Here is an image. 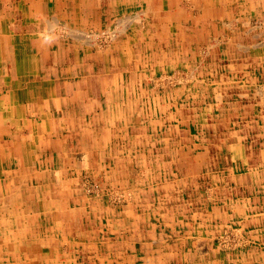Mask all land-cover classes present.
<instances>
[{"label":"rangeland","instance_id":"374dc122","mask_svg":"<svg viewBox=\"0 0 264 264\" xmlns=\"http://www.w3.org/2000/svg\"><path fill=\"white\" fill-rule=\"evenodd\" d=\"M206 1L184 4L185 13L196 19L192 29L180 32L181 45L174 21L166 23L169 50H175L170 55L181 57L177 63L161 61L155 48L164 44L159 41L165 29L158 20L162 11L126 14L122 22L105 20L98 29H73L89 53L108 51L110 59L123 61L125 67L133 59L135 74L117 72V64L109 61L103 96L93 83L87 98L81 94L80 100L67 101V112L89 104L86 124L79 117H66L65 123L60 115L38 119L31 152H24L26 164H9L8 180L0 189L8 191L0 194V264H15L7 251L31 264L68 263L62 256L51 259L41 243L6 245L8 231L15 240L23 239L18 223L32 227L22 219L33 213L10 201L17 189L25 192L34 184L30 176L29 183L19 179L28 171L41 174L43 186L68 189L86 207L84 234L90 240L80 246L72 264H241L255 254L256 245L245 243L241 213L228 212V205L240 198L239 188L253 190L264 173V5L210 0L215 15L205 18ZM66 29L62 31L69 34ZM131 35L132 48L124 54L116 50L114 58V47L127 44ZM141 36L152 37L156 46L140 44ZM91 64L99 67L97 60ZM53 119L54 124L49 122ZM32 153L36 159L27 164ZM72 221L83 224L79 217ZM41 231L31 235L45 240L50 231ZM64 246L54 245L59 252ZM49 258L54 262L48 263Z\"/></svg>","mask_w":264,"mask_h":264},{"label":"crops","instance_id":"0c3cea01","mask_svg":"<svg viewBox=\"0 0 264 264\" xmlns=\"http://www.w3.org/2000/svg\"><path fill=\"white\" fill-rule=\"evenodd\" d=\"M190 2L195 4L197 0H0V189H3V185L6 183L7 175L5 174L10 172V165H20L19 163L22 162L26 164L24 152L25 150L27 153L31 152L28 149H32V142L35 141V130H37L39 118L60 115L64 117L66 123V117L70 121L71 117L74 119L79 117V120L86 124L84 121L89 114V104H85L83 109L80 110L79 108V111L74 112L68 108L67 112L64 107L67 101L70 102L72 98L77 100L78 96H80L78 99L80 100L81 94L86 95L87 98L93 83L98 85L96 90H99V94L103 96L106 91L104 85L108 82L105 78L106 70L104 67L111 63L117 64V66L114 65L117 67L115 69L117 72L135 74V69L132 66L135 64L133 59H129L126 62L128 67H125L123 61L119 64L115 58L116 50L118 53L124 54L126 49L129 51L132 48L134 42L131 39L133 38L132 35L128 36L130 40L127 39V44L122 41L121 45L118 42L113 49L115 59H110L111 55L108 51L105 54L103 50L97 54L89 53V49L75 38L72 33L73 29H98L104 26L105 20L113 22L123 19L126 14L127 16H132L133 13L137 12L161 14L162 11L164 14H161L162 17H159L158 20L163 23L165 29L162 28V31L159 32V41L162 40L164 44L155 48H159L158 56L161 61L172 59L177 63L181 57L176 61L172 58L173 55H170V52L175 50H169L168 45L172 40L168 29H166V23L174 21L171 26L176 30L175 36L178 44L181 39L180 32L183 28L192 29L194 23L190 24L189 21L193 20L194 22L196 19L184 11V4ZM252 2L258 6L264 5V0L223 1L229 6L233 3H245L250 6ZM146 4H148L147 8ZM206 4L208 11H211L210 14L215 15V10L213 11L209 5L210 0ZM212 5H214L213 2ZM200 19L197 18V21ZM63 26L64 28H62ZM63 29L69 30L70 33L66 34L62 31ZM67 35L71 37H67ZM139 38L140 44L147 42L151 48L156 46L152 37L150 39L143 36ZM94 60L99 61L98 68L97 65L91 64ZM167 69L165 68V70ZM88 72L91 73L88 74ZM94 72L96 74L95 80H91L90 77ZM82 84L86 86H82ZM104 112L103 110L102 115ZM49 122L56 123L55 119ZM12 127L15 129V133H12ZM70 134L67 135L71 136ZM30 140H32L31 143ZM21 153L23 154L22 159H20ZM34 155L36 154L32 153L30 157L27 156L29 159L27 164L36 159ZM27 170L22 173L24 174ZM14 172L17 173V170L13 169L12 173ZM28 172L23 177L35 173ZM263 175L264 173H262V177L256 179L257 184L253 190L246 187L242 190L236 189L240 198L231 200L228 205L230 208L228 212L241 213L239 224L246 240L245 243L256 245L255 254L247 255L244 261L242 259L241 264H264ZM23 177H19V179ZM7 193V190L0 192L2 195Z\"/></svg>","mask_w":264,"mask_h":264},{"label":"bare ground","instance_id":"6f19581e","mask_svg":"<svg viewBox=\"0 0 264 264\" xmlns=\"http://www.w3.org/2000/svg\"><path fill=\"white\" fill-rule=\"evenodd\" d=\"M80 1V0H79ZM117 1V0H116ZM185 1V0H184ZM206 1V0H205ZM244 1V0H243ZM250 1V0H249ZM78 2V1H77ZM120 2V1H119ZM207 2V1H206ZM165 3V2H164ZM208 3V2H207ZM7 4V3H6ZM196 5H201L197 3ZM50 7V6H48ZM20 8V7H19ZM124 9V8H123ZM231 9V7H230ZM246 9V8H245ZM197 10V9H196ZM79 11V10H78ZM122 11V10H121ZM120 11V12H121ZM129 11V10H128ZM214 11V9H213ZM227 12V10H225ZM243 11V10H242ZM251 12V11H250ZM211 11L206 12L205 18H208ZM221 13V12H220ZM24 14V13H23ZM77 15V14H76ZM142 16V14H141ZM28 17V16H27ZM7 18V17H6ZM204 18V19H205ZM8 19V18H7ZM34 20V19H33ZM76 20V19H75ZM79 20V19H78ZM123 19L120 20L122 22ZM143 20V19H142ZM222 20V19H221ZM220 20V21H221ZM25 21V20H24ZM140 21V20H139ZM27 22V21H26ZM60 23V22H59ZM190 24L194 23L193 20L189 21ZM145 26V25H144ZM167 26V25H166ZM189 26V25H188ZM64 28V27H62ZM119 28V27H118ZM190 28V27H189ZM226 28V27H225ZM235 28V27H234ZM7 29V28H6ZM4 30V29H3ZM248 31V30H247ZM108 32V31H107ZM112 32V31H111ZM117 32V31H116ZM128 32V31H127ZM63 33V32H62ZM27 34V33H26ZM102 34V33H101ZM117 34V33H116ZM174 34V33H173ZM37 35V34H36ZM92 35V34H91ZM129 35V34H128ZM34 36V35H33ZM87 36V35H86ZM94 36V35H93ZM96 36V34H95ZM85 37V36H84ZM98 37V36H97ZM192 38V36H190ZM87 38V37H86ZM94 38V37H93ZM100 38V37H99ZM98 38V39H99ZM13 39V38H12ZM27 39V38H26ZM80 39V38H79ZM144 39V38H142ZM110 40V39H109ZM130 40V39H128ZM19 41V40H18ZM97 41V40H96ZM212 41V40H211ZM22 42V41H19ZM83 42V41H82ZM88 42V41H87ZM131 42V41H130ZM193 42V41H192ZM84 43V42H83ZM91 43V42H90ZM167 43V42H166ZM214 43V42H213ZM92 44V43H91ZM111 45V44H110ZM122 45V44H121ZM178 45H181L180 41H178ZM85 47V46H84ZM254 47V46H253ZM16 48V47H15ZM24 48V47H23ZM131 49V48H130ZM204 49V48H203ZM106 50V49H105ZM202 50V49H201ZM132 51V50H131ZM130 53V52H129ZM123 54V53H121ZM126 55V54H125ZM204 55V54H203ZM15 56V54H14ZM217 57V56H216ZM255 59V58H254ZM258 59V58H257ZM124 60V59H123ZM33 61V60H32ZM221 61V60H220ZM39 62V61H38ZM107 62V61H106ZM121 62V60H120ZM158 62V61H157ZM218 62V61H217ZM230 62V61H229ZM235 62V61H234ZM242 63V62H241ZM158 64V63H157ZM32 65V64H31ZM34 65V64H33ZM117 66V65H116ZM32 67V66H31ZM62 67V66H61ZM30 68V67H29ZM109 68V66H108ZM17 69V67H16ZM39 69V68H38ZM138 69V68H137ZM30 70V69H29ZM17 71V70H16ZM218 71V70H217ZM232 71V70H231ZM33 73V71H32ZM18 74V73H17ZM258 74V73H256ZM27 75V74H26ZM191 75V74H190ZM212 75V74H211ZM177 76V75H176ZM9 77V76H8ZM21 77V76H20ZM175 77V76H172ZM171 77V78H172ZM33 78V77H32ZM168 78V77H167ZM10 79V77H9ZM31 79V78H30ZM29 79V80H30ZM182 79V78H181ZM32 80V79H31ZM21 81V78H20ZM33 81V80H32ZM12 82V81H11ZM36 82V81H35ZM159 82V81H158ZM175 82V81H174ZM28 83V82H27ZM30 83V82H29ZM52 83V82H51ZM15 84V83H14ZM33 84V83H32ZM174 84V83H173ZM16 85V84H15ZM27 86V85H26ZM45 86V85H44ZM259 86V85H257ZM261 87V86H260ZM15 88V87H14ZM41 88V87H40ZM13 90V89H12ZM30 90V89H28ZM36 90V89H35ZM42 90V88H41ZM34 92V91H33ZM79 92V91H78ZM45 94V93H44ZM219 94V93H218ZM13 95V94H12ZM34 95V94H33ZM78 95V94H77ZM183 95V94H182ZM14 96V95H13ZM12 97V96H11ZM158 97V96H156ZM183 97V96H182ZM199 97V96H198ZM79 98V97H78ZM191 98V97H190ZM14 101V100H13ZM154 102V101H153ZM182 102V101H181ZM12 103V102H11ZM218 103V102H217ZM17 104V103H16ZM27 104V103H26ZM119 104V103H118ZM175 104V103H174ZM11 105V104H10ZM152 106V105H151ZM2 107V106H1ZM175 108V107H174ZM51 109V108H50ZM164 110V109H163ZM18 111V110H17ZM119 112V111H118ZM19 115V114H18ZM203 115V114H202ZM117 117V116H116ZM202 117V116H201ZM9 118V117H8ZM34 119V118H33ZM151 119V118H150ZM198 120V119H197ZM228 122V121H227ZM153 123V122H152ZM247 123V122H246ZM36 127V126H35ZM169 127V126H168ZM192 127V126H191ZM84 128V127H82ZM155 128V127H154ZM163 128V127H162ZM193 128V127H192ZM191 128V129H192ZM36 129V128H35ZM192 131V130H191ZM39 132V131H38ZM84 135H86L84 133ZM252 136V135H251ZM35 140V139H34ZM23 143V142H22ZM29 143V142H28ZM25 145V144H24ZM30 145V144H29ZM33 145V144H32ZM241 147V146H239ZM32 148V147H31ZM171 148V147H170ZM247 148V147H246ZM24 149V148H23ZM165 149V148H164ZM29 150V149H28ZM163 150V149H162ZM166 150V149H165ZM240 150V149H239ZM237 151V150H236ZM163 154V153H162ZM187 154V153H186ZM260 154V153H258ZM262 155V154H261ZM79 157V156H78ZM81 158V157H80ZM172 158V157H171ZM179 160V159H178ZM246 160V159H245ZM171 163V162H170ZM233 163V162H232ZM238 164V162H237ZM42 166V164H40ZM40 165H38L40 167ZM72 165V163H71ZM234 166V165H233ZM112 167V166H111ZM110 167V168H111ZM164 169V168H163ZM230 169V168H229ZM70 171V170H69ZM9 172V171H8ZM67 174V171H65ZM10 173V172H9ZM63 173V171L61 172ZM105 174V173H104ZM98 176V175H97ZM26 177H29V175L24 176L22 179V182L26 180V182L29 183ZM31 182L34 183L33 185L29 184V186L26 188L27 190L24 192V188H20L16 190V193L13 195H10V201H15V204L20 203L21 206L26 208L27 212H32L33 214H26L22 220H27L32 223V227L30 228V225H23L21 223H18L19 233L23 235L22 240L14 239L12 237L13 235H7V247L9 244H15L18 246V248L22 245H28L32 242L41 243L43 246L44 252H47V254H50V258L55 260L56 256H62V258L66 261H68L67 264H72V260L75 258H79L80 252V246L83 244H87L88 241L86 240L87 236H85V230L87 227L85 226L84 222V212H87L86 207L84 204H82L81 200L79 201L76 198H73L71 196V191L68 189H63L60 191H56L53 188H49L48 183L43 184L40 183V179H42L41 174H35L31 175ZM219 177V176H218ZM8 178V177H7ZM86 178V177H85ZM222 178V176H221ZM6 179V178H5ZM107 179V178H106ZM7 180V179H6ZM37 181V182H36ZM102 181V180H101ZM123 181V180H122ZM121 181V182H122ZM30 182V183H31ZM233 182V180H232ZM90 183V182H89ZM88 183V184H89ZM92 183V182H91ZM151 183V182H150ZM187 183V182H186ZM63 184V182H62ZM31 185V186H30ZM91 185V184H90ZM99 187V186H98ZM158 187V185H157ZM159 188V187H158ZM209 190V189H208ZM122 191V190H121ZM211 191V190H210ZM90 192V191H89ZM96 192V191H95ZM97 193V192H96ZM154 193V192H153ZM4 195H8L4 194ZM96 195V194H95ZM235 195V194H234ZM117 196V194H116ZM149 196V195H148ZM162 196V195H161ZM61 197V198H59ZM58 198V199H57ZM173 198V197H172ZM63 199L65 202L62 203ZM72 199V203L71 202ZM87 199V198H86ZM177 199V198H176ZM161 200V199H160ZM18 202V203H17ZM105 202V201H104ZM124 202V201H123ZM2 203V201H1ZM72 204H76L75 207L72 206ZM26 206V207H25ZM210 209V208H209ZM1 212V211H0ZM157 212V211H156ZM153 214V213H152ZM151 214V215H152ZM79 217L82 220L83 224H78L72 221L73 218ZM21 219V218H20ZM235 219V218H234ZM240 219V218H239ZM19 220V219H18ZM18 220L16 222H18ZM97 220V219H96ZM102 220V219H101ZM84 221V222H83ZM102 222V221H101ZM120 222V221H119ZM170 223V222H169ZM151 224V223H150ZM194 224V223H193ZM120 226V225H119ZM234 226V225H233ZM37 230L39 232H42L41 230L47 229V231H50V234H47V238L45 240L39 238L38 236H33V230ZM76 229L78 231H76ZM236 229V228H235ZM158 230V229H157ZM154 231V230H153ZM259 232V231H258ZM105 233V232H104ZM231 233V232H230ZM226 234V231H225ZM28 235H30V238H28ZM234 235V234H233ZM240 235V234H239ZM225 236V235H224ZM80 237L83 238L84 241H78L77 238ZM167 238V237H165ZM241 238V237H240ZM82 239V240H83ZM200 239V238H199ZM205 239V238H204ZM217 239V238H216ZM222 239V238H221ZM229 239V238H228ZM43 240V241H42ZM90 240V238H89ZM92 240V239H91ZM230 240V239H229ZM228 242V241H227ZM244 242V241H240ZM62 244L65 245V249H63V252H59L54 245L55 244ZM106 244L108 242H105ZM198 243V242H197ZM104 244V243H103ZM167 244V243H166ZM174 244V243H173ZM196 244V242H195ZM225 244V243H224ZM200 245V244H199ZM207 245V244H206ZM109 246L111 247V243L109 242ZM108 246V247H109ZM66 247H69L72 249V251H67ZM205 247V246H204ZM114 248V246H113ZM197 249V248H196ZM74 250V252H73ZM207 250V249H206ZM201 251V250H200ZM7 258L12 259L15 261V264H31L26 257H24L21 254H12L10 252H6ZM159 255V254H158ZM54 257V258H53ZM38 258V257H37ZM48 259L47 261H50L48 263L54 262L51 259ZM125 258V257H124ZM102 260V259H101ZM57 264V263H56Z\"/></svg>","mask_w":264,"mask_h":264}]
</instances>
